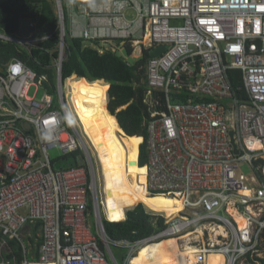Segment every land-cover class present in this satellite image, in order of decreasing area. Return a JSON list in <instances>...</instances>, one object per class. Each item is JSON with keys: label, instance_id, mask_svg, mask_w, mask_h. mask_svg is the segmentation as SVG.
I'll return each instance as SVG.
<instances>
[{"label": "built area", "instance_id": "1", "mask_svg": "<svg viewBox=\"0 0 264 264\" xmlns=\"http://www.w3.org/2000/svg\"><path fill=\"white\" fill-rule=\"evenodd\" d=\"M55 4L58 57L52 65L35 59L43 69H54L53 82L20 59L0 63V264H119L111 245L130 260L142 246L173 237L181 250L193 252L196 264H207L214 254L224 256L223 264H263L264 0ZM177 20L183 25L171 24ZM23 21L28 33H0V40L20 52L51 53L42 45L54 35L37 36L38 18ZM67 35L101 53L123 47L134 63L146 51L151 54L142 145L146 190L151 197L180 201L183 210L177 216L153 215L154 226L164 218L166 227L148 238L113 241L106 233L99 163L67 103L72 78L62 77ZM162 46V54L152 57ZM231 70L242 72L239 89ZM63 161L73 163L62 167ZM242 163L251 166V176L238 173ZM12 243L22 250L21 261Z\"/></svg>", "mask_w": 264, "mask_h": 264}, {"label": "trees", "instance_id": "2", "mask_svg": "<svg viewBox=\"0 0 264 264\" xmlns=\"http://www.w3.org/2000/svg\"><path fill=\"white\" fill-rule=\"evenodd\" d=\"M26 18L39 19L37 36L54 35V40L42 45L51 48V53L39 50H33L31 54L20 52L16 45L0 40V63L20 59L39 74H47L53 82L54 69H43L35 59L52 65L58 57L56 47L60 30L54 0H0V33L17 34L22 20ZM87 44L82 39L67 35L68 50L62 77L64 81L72 77L67 81L68 98L80 131L92 145L102 173L106 193L104 206L110 221H104L106 233L113 241L135 242L166 227L164 218H158L154 226L153 217L146 208L169 217L173 212L170 200L151 198L146 190L147 173L144 167L147 156L146 146L142 145L147 137L145 124L149 118L144 101L148 91L146 66L151 54L146 51L132 65L115 51L101 53ZM126 50L129 55L133 53L130 46ZM229 75L234 87L239 89L242 72L231 70ZM240 96L246 95L240 92ZM79 154L72 156L76 158ZM130 208L133 209L126 213ZM34 231H39V225ZM12 244L21 261L24 258L22 250Z\"/></svg>", "mask_w": 264, "mask_h": 264}, {"label": "bare ground", "instance_id": "3", "mask_svg": "<svg viewBox=\"0 0 264 264\" xmlns=\"http://www.w3.org/2000/svg\"><path fill=\"white\" fill-rule=\"evenodd\" d=\"M144 169L147 173V168L144 167ZM151 198H162V199L170 200L173 207V212H172L173 216H177L183 210V205L180 201L171 200L162 196L151 197ZM240 224L242 226V222H240ZM159 250H162L165 253L164 258H162L160 261L161 264H196L197 262V258H195L193 252L191 250L189 251L188 249L186 251L181 250L178 239L173 237V238L163 239L157 242H151L142 246L138 250V253L136 254L139 255L140 258L139 259L135 258L136 255L133 256L129 260V264L130 261L131 264H149L151 261H154L156 259L155 258L156 255L154 254H156V252H158ZM157 256L159 257L158 254ZM181 257L183 258V261L181 260ZM224 262H225V258L223 255L220 254L210 255L207 258V264H223ZM154 263L157 264V262ZM43 264H52V263H43Z\"/></svg>", "mask_w": 264, "mask_h": 264}, {"label": "rangeland", "instance_id": "4", "mask_svg": "<svg viewBox=\"0 0 264 264\" xmlns=\"http://www.w3.org/2000/svg\"><path fill=\"white\" fill-rule=\"evenodd\" d=\"M64 6H65V3H64ZM54 8H55V11H56L57 8H56L55 0H54ZM171 24L173 26H182L183 25V21H181V20L172 21ZM29 31L30 30H28V22L22 20L21 30H19V32L17 33V35L18 36H22L24 33H26V32L28 33ZM109 48L111 49V51H113V52L115 51L120 58H122L124 61L128 62L129 64H134V62L136 61L135 59H132L131 57L128 58V55H127V53H126V51L124 50L123 47H120V46L119 47H114V46H112V47H109ZM111 51H106V52H111ZM43 94H44V92L41 91L39 93V97L41 98L43 96ZM67 103H68V107H69V113L72 116L73 121L77 122V118L75 116V112L73 110V107L71 105L70 100H67ZM140 145H139V147H140ZM139 147H138V150H139ZM52 155L53 156H58L59 155V152L58 151H54L52 153ZM138 157H139V154H138ZM82 158L84 159V158H86V156L83 154ZM71 164L72 163H68V161L67 162L63 161L61 163V166L62 167H69ZM238 173L244 174L245 176L249 177V176H251L253 174V171L251 169V166L248 163H242V164L239 165ZM97 178H98L99 189L101 191L102 188H103V177H102V174L100 172L99 166L97 168ZM102 192H103V190H102ZM90 205H91V208H92V211H91V219L90 220H91L92 223H94L95 220H96V217H95V210H94L95 202H94V197L93 196H91V198H90ZM137 206H135V207H137ZM102 207L104 208V203H103V206ZM135 207H133V208H135ZM133 208L128 209V211L131 210V209H133ZM146 210L148 211L149 214H151V216L157 215L155 212H152V211H150L147 208H146ZM126 212H127V210H126ZM172 216H173V214H172ZM111 249H112L115 257L117 258L119 264H126V263L128 264V260H129L130 256H129V254L125 250H122V249H120L118 247H114L113 245H111ZM157 254L159 255V257L157 256ZM154 255H156V257H155L156 259L154 258L155 260L154 261H151L149 264H155L154 262H157V264H161L160 261L165 256L164 251L159 250ZM135 258H138L139 259L140 256L139 255H136ZM130 264H131V261H130Z\"/></svg>", "mask_w": 264, "mask_h": 264}, {"label": "water", "instance_id": "5", "mask_svg": "<svg viewBox=\"0 0 264 264\" xmlns=\"http://www.w3.org/2000/svg\"><path fill=\"white\" fill-rule=\"evenodd\" d=\"M164 47H160L158 48L154 53H152V57H157V56H160L162 54V52L164 51ZM231 142H232V145L234 147L235 150H237V145H236V142H235V133L234 132H231Z\"/></svg>", "mask_w": 264, "mask_h": 264}, {"label": "crops", "instance_id": "6", "mask_svg": "<svg viewBox=\"0 0 264 264\" xmlns=\"http://www.w3.org/2000/svg\"><path fill=\"white\" fill-rule=\"evenodd\" d=\"M21 25H22V22H21ZM82 25H83V22H82ZM20 30H21V26H20ZM24 34H25V33H24ZM87 45L90 46L89 44H87ZM96 50H97V49H96ZM134 64H135V63H134ZM132 65H133V64H132ZM34 229H35V228H34ZM34 229H33V230H34ZM39 231H40V225H39ZM39 231H38L37 233L34 231V233L38 235Z\"/></svg>", "mask_w": 264, "mask_h": 264}, {"label": "clouds", "instance_id": "7", "mask_svg": "<svg viewBox=\"0 0 264 264\" xmlns=\"http://www.w3.org/2000/svg\"><path fill=\"white\" fill-rule=\"evenodd\" d=\"M44 139H51V137H44Z\"/></svg>", "mask_w": 264, "mask_h": 264}]
</instances>
